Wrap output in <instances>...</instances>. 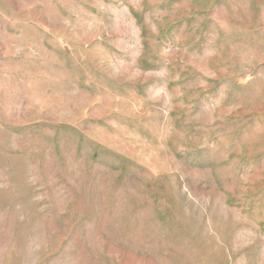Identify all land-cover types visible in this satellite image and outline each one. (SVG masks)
I'll list each match as a JSON object with an SVG mask.
<instances>
[{"label":"rangeland","instance_id":"374dc122","mask_svg":"<svg viewBox=\"0 0 264 264\" xmlns=\"http://www.w3.org/2000/svg\"><path fill=\"white\" fill-rule=\"evenodd\" d=\"M0 264H264V0H0Z\"/></svg>","mask_w":264,"mask_h":264}]
</instances>
